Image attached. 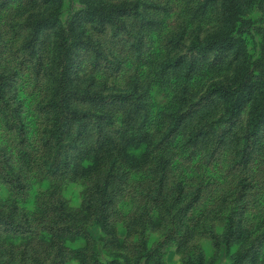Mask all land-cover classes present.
Segmentation results:
<instances>
[{
    "label": "rangeland",
    "instance_id": "obj_1",
    "mask_svg": "<svg viewBox=\"0 0 264 264\" xmlns=\"http://www.w3.org/2000/svg\"><path fill=\"white\" fill-rule=\"evenodd\" d=\"M124 1L0 0V264H264V127L206 90L232 76L233 52L191 46L223 25V0H137L119 29L82 22L102 55L78 49L71 82L103 101L71 98L86 115L51 137L62 26L30 53L25 18L59 9L64 26ZM239 1L246 70L264 83V0Z\"/></svg>",
    "mask_w": 264,
    "mask_h": 264
},
{
    "label": "trees",
    "instance_id": "obj_2",
    "mask_svg": "<svg viewBox=\"0 0 264 264\" xmlns=\"http://www.w3.org/2000/svg\"><path fill=\"white\" fill-rule=\"evenodd\" d=\"M5 1L1 0V3ZM43 1L61 2V0ZM137 7V0L110 4L109 6L86 3L78 10L77 16L71 21L69 19L64 26L62 25L59 9L52 8L46 12L31 13L25 18L24 25L27 35L22 47L30 53L34 51L42 29L62 26L48 68L50 96L46 104L47 109L51 112L49 132L55 141L62 139L64 127L68 121L79 120L86 115L85 111L69 103L71 98L80 102L103 101V97L99 95L98 91L89 89L79 91L78 87L71 82L78 49L89 50L96 57L102 55V48L99 43L93 42L84 36L81 23H91L94 27L95 25L98 26L99 30H102L107 24H113L116 30L123 26L122 17L136 13ZM240 7L239 0H223V25L219 29L208 33L202 40L195 37L191 42V46L202 54L213 52L215 56L228 51L233 52L238 64L232 76L225 80L210 81L206 90L223 101L225 111L229 116H236L244 105L249 103L247 127L252 134H255L264 127V83L259 79H253L255 76L252 71L246 70L247 59L237 34V19L241 11ZM7 81L5 74L0 73V110H2L1 102ZM101 191H105L104 184H102ZM0 222L8 223L9 219L0 217ZM230 234L231 227H228L225 237L228 238Z\"/></svg>",
    "mask_w": 264,
    "mask_h": 264
}]
</instances>
